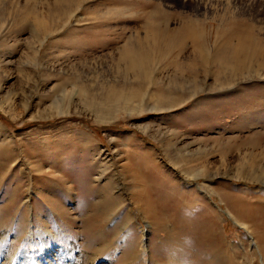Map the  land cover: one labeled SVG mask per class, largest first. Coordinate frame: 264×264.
Listing matches in <instances>:
<instances>
[{"label":"rangeland","instance_id":"374dc122","mask_svg":"<svg viewBox=\"0 0 264 264\" xmlns=\"http://www.w3.org/2000/svg\"><path fill=\"white\" fill-rule=\"evenodd\" d=\"M66 1L0 0V264H264V0Z\"/></svg>","mask_w":264,"mask_h":264},{"label":"bare ground","instance_id":"6f19581e","mask_svg":"<svg viewBox=\"0 0 264 264\" xmlns=\"http://www.w3.org/2000/svg\"><path fill=\"white\" fill-rule=\"evenodd\" d=\"M55 7V10H51L49 13L51 15H56L58 16V20H60L62 17L66 16L67 14H69V10L68 7H70V1H66V0H56L55 5L53 6ZM32 12V11H31ZM33 13V12H32ZM34 14V13H33ZM34 16H37L36 13L34 14ZM51 17V16H50ZM52 18V17H51ZM55 18V19H57ZM166 33V32H165ZM168 33V32H167ZM174 33V32H173ZM175 34V33H174ZM173 34V35H174ZM195 34V33H194ZM199 34V33H198ZM178 35V34H177ZM184 36V35H182ZM186 36V35H185ZM166 37V36H165ZM175 37V36H173ZM178 37V36H177ZM147 38V37H146ZM201 38V37H200ZM141 39V38H140ZM176 40V39H175ZM198 40V39H197ZM197 42V41H196ZM198 43V42H197ZM148 44V43H147ZM175 43H173L174 45ZM181 45V44H179ZM159 47V46H158ZM177 47V46H175ZM180 47V46H179ZM238 47V46H237ZM263 47V46H262ZM131 48V47H130ZM149 48V47H148ZM154 48V47H153ZM156 48V46H155ZM169 49V48H168ZM156 50V49H155ZM244 50V49H243ZM262 51V50H261ZM154 52V51H153ZM203 52V51H202ZM255 53V52H254ZM181 54V53H180ZM255 57V56H254ZM122 62L127 66L126 68L129 71H133L132 74H134V78L136 79V81H141L142 79L144 80V78L149 79V77L151 76L150 71L151 68L149 65H151L152 63V59L151 56H147V54H143V53H137L136 55H129V54H124L122 57ZM179 62V61H178ZM156 63V62H155ZM154 63V65H155ZM152 66V65H151ZM254 67V66H253ZM258 69V68H257ZM259 70V69H258ZM257 70V71H258ZM224 73H226L224 71ZM220 77V76H219ZM218 77V78H219ZM224 77V76H223ZM220 79V78H219ZM234 80V79H233ZM146 81V80H145ZM220 81V80H219ZM218 81V82H219ZM223 81V80H222ZM144 82V81H142ZM220 83V82H219ZM218 84V83H217ZM144 85V84H142ZM195 85V83H194ZM195 88V87H194ZM196 89V88H195ZM193 90V89H192ZM191 90V91H192ZM197 91V90H196ZM84 94V93H83ZM191 94V93H190ZM121 96V95H120ZM113 98V97H112ZM116 99V98H115ZM121 100V99H120ZM27 214V212H26ZM33 214V212H32ZM264 248V247H263ZM61 252L64 254V251L61 250ZM59 253V252H58ZM256 262V261H255Z\"/></svg>","mask_w":264,"mask_h":264}]
</instances>
